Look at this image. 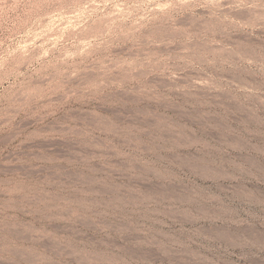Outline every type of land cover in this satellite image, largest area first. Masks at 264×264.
Instances as JSON below:
<instances>
[{"label": "rangeland", "instance_id": "1", "mask_svg": "<svg viewBox=\"0 0 264 264\" xmlns=\"http://www.w3.org/2000/svg\"><path fill=\"white\" fill-rule=\"evenodd\" d=\"M0 264H264V0H0Z\"/></svg>", "mask_w": 264, "mask_h": 264}]
</instances>
